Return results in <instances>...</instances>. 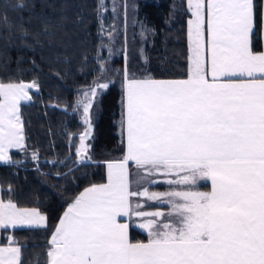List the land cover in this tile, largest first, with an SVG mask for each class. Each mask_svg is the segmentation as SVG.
Masks as SVG:
<instances>
[{"label":"snow or ice","instance_id":"6c2138e0","mask_svg":"<svg viewBox=\"0 0 264 264\" xmlns=\"http://www.w3.org/2000/svg\"><path fill=\"white\" fill-rule=\"evenodd\" d=\"M187 4L186 77H138L125 63L124 155L105 161V183L91 184L68 204L49 240L47 264H264V48L254 44L258 28L264 39V0ZM100 72L103 78V66ZM32 88H39L35 80L0 81V161L11 162V148L26 151L21 101L32 99ZM108 88L97 80L78 101L87 125L79 163L91 159L90 114L98 92ZM158 176L169 190H149ZM201 181L210 190L201 191ZM134 197L167 209L144 211L139 202L133 206ZM133 216L147 232L145 242L129 239L122 218ZM18 225L46 227L47 217L0 199V227ZM0 264H22L14 239L0 246Z\"/></svg>","mask_w":264,"mask_h":264},{"label":"trees","instance_id":"16d2710c","mask_svg":"<svg viewBox=\"0 0 264 264\" xmlns=\"http://www.w3.org/2000/svg\"><path fill=\"white\" fill-rule=\"evenodd\" d=\"M106 1L26 0L28 6L17 10L12 5L18 0H0V81L39 85L29 90L30 101L21 102L26 151L11 148V162L0 161L1 198L47 217L46 227H0V243L11 236L21 247L22 264H47L62 212L87 186L106 182L105 161L122 159L125 63L138 77L187 74V0ZM254 44L261 48L259 28ZM97 80L109 88L98 92L91 110V159L82 164L76 150L85 123L78 101ZM129 238L148 236L132 225Z\"/></svg>","mask_w":264,"mask_h":264},{"label":"crops","instance_id":"0c3cea01","mask_svg":"<svg viewBox=\"0 0 264 264\" xmlns=\"http://www.w3.org/2000/svg\"><path fill=\"white\" fill-rule=\"evenodd\" d=\"M189 19H191V16L189 17ZM188 43H189V39H188ZM188 48H189V44H188ZM261 48H264V39H261ZM188 54H189V52H188ZM187 75V74H186ZM186 75L185 76H179V77H173V78H156V79H182V78H185L186 77ZM155 78V77H154ZM79 145H80V139H79V142H78V145H77V148L79 147ZM88 146V145H87ZM10 150V149H9ZM9 150H8V153H9ZM129 171H130V173L132 174V180H133V184H132V187H133V189H136L137 187H138V185L135 183V179H136V167H135V165L134 164H132V163H130V165H129ZM163 177H155V180L157 181L155 184H150V185H148V187H149V190L150 191H157V192H163V191H167V190H169V185L168 184H166V183H164L163 182ZM103 183H105V182H103ZM95 184H99V183H95ZM90 186V185H89ZM89 186H87V187H89ZM199 187H200V190L201 191H208V190H210V182L209 181H201L200 182V185H199ZM0 199H3V198H1V196H0ZM3 200H5V199H3ZM5 201H7V200H5ZM14 202V201H13ZM137 202H139L141 205H144V207L142 208V210H144V211H155V210H157V209H160V210H166L167 209V205H165V204H161V203H159V202H147V204H146V202H145V198H136V197H134L133 198V206H135V204L137 203ZM15 203V202H14ZM18 207H21V208H33V207H31V206H19L18 205ZM36 208V207H35ZM67 208V207H66ZM66 208H65V210H66ZM64 210V211H65ZM64 211L62 212V214H61V216L63 215V213H64ZM42 212V211H41ZM42 214H44L43 212H42ZM45 215V214H44ZM60 219V218H59ZM59 222V221H58ZM122 222H127V223H129L130 224V226H135L136 228H138V229H140V230H142V231H144V232H146L145 230H143V229H141L138 225H139V223H140V220L138 219V218H136V217H132L131 218V220H129V218L128 217H124V218H122ZM16 227H34V226H26V225H23V226H21V225H18V226H16ZM8 228H13L12 226H9ZM129 229H130V227H129ZM147 233V232H146ZM128 235H129V230H128ZM10 238L12 239V237L11 236H9V240H10ZM130 239V238H129ZM148 239V238H147ZM147 239H145V240H131L132 242H145ZM9 243V241L7 242V243H0V246H5V245H7ZM17 244V243H16ZM18 246H19V244H17Z\"/></svg>","mask_w":264,"mask_h":264},{"label":"rangeland","instance_id":"374dc122","mask_svg":"<svg viewBox=\"0 0 264 264\" xmlns=\"http://www.w3.org/2000/svg\"><path fill=\"white\" fill-rule=\"evenodd\" d=\"M127 2V1H126ZM102 3H107V1L106 0H102ZM110 8H113L112 6L110 7ZM134 15H132L131 16V20H133L134 19V17H133ZM113 21L115 22V19H113ZM188 52H189V48H188ZM189 55V54H188ZM175 77H179V76H175ZM25 83H31V82H25ZM101 83H104V82H101ZM108 83V82H107ZM33 89V88H32ZM24 101H26V100H24ZM22 102V101H21ZM90 118H91V123H92V128H93V121H92V115L90 114ZM87 129V125L85 124V128H84V130L82 131V133H81V135L85 132V130ZM91 134V133H90ZM90 136V135H89ZM88 139V138H87ZM87 139L85 140V144L86 145H88V143H87Z\"/></svg>","mask_w":264,"mask_h":264}]
</instances>
